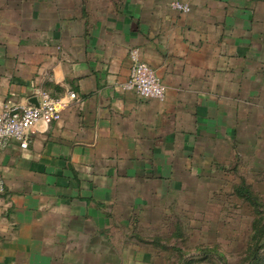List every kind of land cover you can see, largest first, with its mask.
<instances>
[{"label": "crops", "instance_id": "crops-1", "mask_svg": "<svg viewBox=\"0 0 264 264\" xmlns=\"http://www.w3.org/2000/svg\"><path fill=\"white\" fill-rule=\"evenodd\" d=\"M134 48L164 101L124 89ZM41 92L60 120L0 150V264H169L236 187L264 204V0H0V112Z\"/></svg>", "mask_w": 264, "mask_h": 264}, {"label": "rangeland", "instance_id": "rangeland-1", "mask_svg": "<svg viewBox=\"0 0 264 264\" xmlns=\"http://www.w3.org/2000/svg\"><path fill=\"white\" fill-rule=\"evenodd\" d=\"M254 191L253 194L257 192ZM228 200L218 205L215 219L201 221L200 231L192 233V221H184L188 235L180 238L184 243L179 239L172 240L171 244L180 247L181 251L168 254L169 264H248V245L256 246L251 237L255 214L248 204L234 197L229 203ZM257 244L260 245L258 255L264 264V236Z\"/></svg>", "mask_w": 264, "mask_h": 264}, {"label": "built area", "instance_id": "built-area-1", "mask_svg": "<svg viewBox=\"0 0 264 264\" xmlns=\"http://www.w3.org/2000/svg\"><path fill=\"white\" fill-rule=\"evenodd\" d=\"M170 8L182 14L190 11L189 4L182 1L171 2ZM129 58L131 67L124 89L144 100L164 101L166 88L154 71L142 61L138 49H131ZM68 95L70 99H75L74 93L69 92ZM60 104V99L52 97L47 92H41L38 97V106L27 105L2 110L0 112V150L11 142H16L21 149H26L33 126L41 121L60 120ZM3 192L4 182L0 178V195Z\"/></svg>", "mask_w": 264, "mask_h": 264}, {"label": "trees", "instance_id": "trees-1", "mask_svg": "<svg viewBox=\"0 0 264 264\" xmlns=\"http://www.w3.org/2000/svg\"><path fill=\"white\" fill-rule=\"evenodd\" d=\"M235 194L238 198L244 200L252 209L255 214V222L251 229V237L255 239V247L252 243L248 245V253H247V263L248 264H262L260 260V255L258 252L260 251V245L258 243V239L263 238L264 236V208L263 203L259 201V198L253 194L249 187L240 186L234 189ZM262 248V247H261Z\"/></svg>", "mask_w": 264, "mask_h": 264}, {"label": "water", "instance_id": "water-1", "mask_svg": "<svg viewBox=\"0 0 264 264\" xmlns=\"http://www.w3.org/2000/svg\"><path fill=\"white\" fill-rule=\"evenodd\" d=\"M32 105L38 106V99L37 98L35 99V103H33Z\"/></svg>", "mask_w": 264, "mask_h": 264}]
</instances>
